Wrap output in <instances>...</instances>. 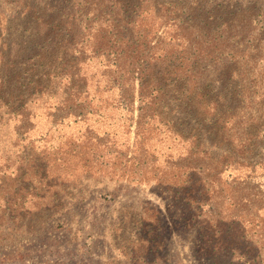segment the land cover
I'll return each mask as SVG.
<instances>
[{"label":"trees","instance_id":"1","mask_svg":"<svg viewBox=\"0 0 264 264\" xmlns=\"http://www.w3.org/2000/svg\"><path fill=\"white\" fill-rule=\"evenodd\" d=\"M78 2L62 27L39 20V31L0 39V136L23 138L45 117L58 136L74 132L73 142L111 166L171 177L199 251L227 264H264V155L255 157L264 141V41L232 46L255 19L239 13L212 25V16L202 22L174 4L155 11L142 9L145 0ZM210 63L240 70L241 99L222 123L230 150L219 157L167 111L168 102L193 99L217 116L220 97L203 87Z\"/></svg>","mask_w":264,"mask_h":264},{"label":"rangeland","instance_id":"2","mask_svg":"<svg viewBox=\"0 0 264 264\" xmlns=\"http://www.w3.org/2000/svg\"><path fill=\"white\" fill-rule=\"evenodd\" d=\"M129 1L139 6L141 0ZM145 1L142 9L174 4L198 11L202 22L212 16L207 21L212 25L250 15L255 19L250 36L237 33L232 46L254 45L256 36L264 41V0ZM80 6L78 0H0V39L6 40V33L20 39L25 28L32 34L39 20L62 27ZM240 15L235 18L243 20ZM258 48L264 63L263 43ZM239 71L218 63L205 69L203 87L220 97L217 116L191 98L168 102L170 121L196 133L215 157L230 150L224 141L228 126L222 123L233 110L226 109L241 99ZM36 129L23 138L0 136V264H227L199 251L171 177L139 166H111L107 157L95 158L73 142L74 132L58 136L45 117ZM263 155L264 141L255 148L256 158Z\"/></svg>","mask_w":264,"mask_h":264}]
</instances>
